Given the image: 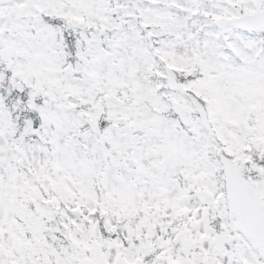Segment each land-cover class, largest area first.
<instances>
[{
    "label": "snow or ice",
    "instance_id": "1",
    "mask_svg": "<svg viewBox=\"0 0 264 264\" xmlns=\"http://www.w3.org/2000/svg\"><path fill=\"white\" fill-rule=\"evenodd\" d=\"M0 264H264V0H0Z\"/></svg>",
    "mask_w": 264,
    "mask_h": 264
}]
</instances>
